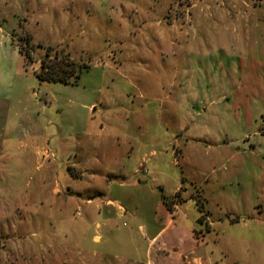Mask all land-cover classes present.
<instances>
[{"label":"rangeland","instance_id":"1","mask_svg":"<svg viewBox=\"0 0 264 264\" xmlns=\"http://www.w3.org/2000/svg\"><path fill=\"white\" fill-rule=\"evenodd\" d=\"M0 77V264H264V0H0Z\"/></svg>","mask_w":264,"mask_h":264},{"label":"trees","instance_id":"2","mask_svg":"<svg viewBox=\"0 0 264 264\" xmlns=\"http://www.w3.org/2000/svg\"><path fill=\"white\" fill-rule=\"evenodd\" d=\"M29 38H26L24 40L23 45L25 48L29 51H32V46L29 43ZM19 40V39H18ZM18 46V44H17ZM29 51H27V55H29ZM18 53L22 55V51L19 48ZM25 53V52H24ZM49 54L46 51L45 52V60H43L40 63L38 71L35 72V77L39 81H46V82H52V83H62V84H72L75 83L76 80L79 78L80 69L75 67L72 63H61V62H48L51 60L48 59ZM28 59V58H27ZM177 195V193L175 194ZM165 198H163L164 200ZM164 203H166V200H164ZM166 206L169 209L168 204Z\"/></svg>","mask_w":264,"mask_h":264},{"label":"crops","instance_id":"3","mask_svg":"<svg viewBox=\"0 0 264 264\" xmlns=\"http://www.w3.org/2000/svg\"><path fill=\"white\" fill-rule=\"evenodd\" d=\"M4 84L5 83L2 81V78L0 77V97H4L6 95V89H5ZM169 225H170V221H168V223H167V226H169ZM97 240H98L97 238H94V241H97ZM193 249H195V248L193 247ZM192 251H187V250L186 251H181V252H179V257H181L182 260H183V262H184L186 260V257L189 256V255H191L190 253ZM188 260H187V263L186 264H202L201 263V260L199 259V257H196L194 255L191 258V261H188ZM147 264H150V263H147Z\"/></svg>","mask_w":264,"mask_h":264}]
</instances>
